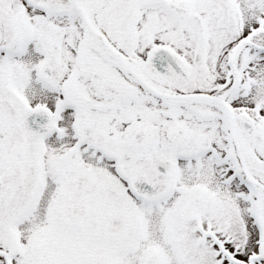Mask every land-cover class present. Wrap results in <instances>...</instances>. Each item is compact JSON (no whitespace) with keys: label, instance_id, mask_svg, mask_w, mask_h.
Returning <instances> with one entry per match:
<instances>
[{"label":"snow or ice","instance_id":"1","mask_svg":"<svg viewBox=\"0 0 264 264\" xmlns=\"http://www.w3.org/2000/svg\"><path fill=\"white\" fill-rule=\"evenodd\" d=\"M0 264H264V0H0Z\"/></svg>","mask_w":264,"mask_h":264}]
</instances>
